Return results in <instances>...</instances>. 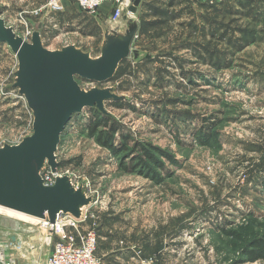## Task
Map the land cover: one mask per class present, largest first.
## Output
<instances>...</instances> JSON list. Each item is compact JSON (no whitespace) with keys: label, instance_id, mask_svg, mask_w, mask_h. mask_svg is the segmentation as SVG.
<instances>
[{"label":"rangeland","instance_id":"obj_1","mask_svg":"<svg viewBox=\"0 0 264 264\" xmlns=\"http://www.w3.org/2000/svg\"><path fill=\"white\" fill-rule=\"evenodd\" d=\"M140 1L131 17L138 30L113 77L77 79L85 91L115 94L105 101L106 114L131 136L129 153L116 157L88 135L96 106L73 116L55 153L57 170L90 198L81 227L96 230L100 258L111 251L131 264H264L246 262L242 253L264 235V0H182L171 7ZM47 2L0 0V16L20 36L42 31L49 20L46 48L74 45L93 58L101 55L106 25L121 27L109 20L114 2L88 14L64 0L86 22L81 27L77 20L53 26L60 11L35 13ZM18 70L16 54L0 41V149L33 134ZM142 147L162 165L125 169L131 153L136 164L143 158ZM33 223L0 210V243L13 234L29 238L22 231ZM34 236L43 239L40 249L15 252L18 264L48 254L46 230Z\"/></svg>","mask_w":264,"mask_h":264},{"label":"water","instance_id":"obj_2","mask_svg":"<svg viewBox=\"0 0 264 264\" xmlns=\"http://www.w3.org/2000/svg\"><path fill=\"white\" fill-rule=\"evenodd\" d=\"M140 2L134 0L129 11L136 13ZM1 11L0 7V14ZM120 21L126 25L124 31L106 25L101 55L93 58L74 45L48 49L39 31H34L28 41L0 16V41L7 43L18 58L16 85L34 115L33 134L19 144L0 149L1 206L55 222L61 213L79 218L80 207L89 205L90 198L82 188L72 187L70 177L61 176L53 185H46L40 171L46 162L53 171L57 170L55 153L75 114L87 106H96L106 113L105 101L116 98L107 88L85 91L77 79L107 81L128 57L138 22L127 13L122 14Z\"/></svg>","mask_w":264,"mask_h":264},{"label":"built area","instance_id":"obj_3","mask_svg":"<svg viewBox=\"0 0 264 264\" xmlns=\"http://www.w3.org/2000/svg\"><path fill=\"white\" fill-rule=\"evenodd\" d=\"M78 5L89 14H95L97 10L107 2H114V12L110 17V22L117 24L123 13L131 16L134 13L129 11L134 0H74ZM215 1V0H200ZM64 0H48L40 10L35 13L51 15L58 11H64ZM43 11V12H42ZM33 30H28L22 37L30 41ZM50 167V166H49ZM40 176L46 185H53L58 177L64 176L58 170L52 168L45 170V166L40 171ZM86 212V211H85ZM82 212L79 218L66 213H61L56 217L55 222L49 218L38 219L32 226L24 229L22 232L29 235L24 239L19 234H13L7 241L0 243V264H18L19 257L15 252L27 248V252H35L40 249L38 241L33 234L40 232L44 228L47 237H50V250L42 259L33 257L34 264H102V259L97 255L98 234L94 228L84 229L81 223L87 218V213ZM19 232L20 228H15ZM21 232V233H22ZM34 239V240H33ZM38 240V241H37ZM41 243V242H40Z\"/></svg>","mask_w":264,"mask_h":264},{"label":"trees","instance_id":"obj_4","mask_svg":"<svg viewBox=\"0 0 264 264\" xmlns=\"http://www.w3.org/2000/svg\"><path fill=\"white\" fill-rule=\"evenodd\" d=\"M162 5L166 7H171L177 1L182 0H158ZM153 7V6H149ZM111 105H116L121 107L124 105L123 102L114 101ZM123 103V104H122ZM91 116L87 121V131L90 137L96 139V141L103 147L109 149L114 156H123L129 153V143L131 136L124 132H121L120 127L117 123L113 122L106 113L101 112L97 108L92 110ZM117 134L119 135L117 137ZM143 158L139 160L138 164L135 162L133 157L134 153L127 156L128 166L122 165L128 171H137L142 168L141 171L147 172V167L145 161H150L155 163L156 166H161L162 164L157 160V158L151 154V152L146 147L141 148ZM126 158V156H124ZM139 159V158H138ZM144 159V160H143ZM125 163V160L123 161ZM138 167V168H136ZM243 256L246 262H256L264 260V235L256 237L250 241L249 245L242 250Z\"/></svg>","mask_w":264,"mask_h":264},{"label":"crops","instance_id":"obj_5","mask_svg":"<svg viewBox=\"0 0 264 264\" xmlns=\"http://www.w3.org/2000/svg\"><path fill=\"white\" fill-rule=\"evenodd\" d=\"M67 5H68V7H67ZM73 5H74L73 3L67 2L66 7H65L66 9L63 12L61 11V12H58L57 14H55V17L56 18L54 17L55 20L51 24L53 26H55V27H57L58 25L59 26L60 25H62V26H64V25H73V24H75L77 22H79L78 25L80 27H81V24L82 25L83 24H86L85 21L83 22V21H81V19H79V15L77 14L76 9L75 8H72ZM106 7H107V5L105 4L104 7H102V9L101 8L100 9L102 11L103 10H106ZM100 15H103V14H100ZM130 17H132V16H130ZM99 18H100L101 22L104 23V17L102 18V16H101ZM76 20H77V22H76ZM48 22H49V20L44 23L45 25L41 29L42 31H40L41 32V39L42 40H45L46 37H47ZM117 25H121V27H118L117 29H115L116 26H114V27L112 26V28H114L118 32L123 31V28L125 29V26H126L125 23H122V21H119L117 23ZM103 35H104V31H103ZM104 39L105 38L103 37V41H104ZM101 257H102L101 259H103L104 264H110V263H114V264H125V263L126 264H131L130 260L132 259V258H127V256H125L124 254L112 253L111 251L110 252H107V253H104L103 256H101Z\"/></svg>","mask_w":264,"mask_h":264},{"label":"bare ground","instance_id":"obj_6","mask_svg":"<svg viewBox=\"0 0 264 264\" xmlns=\"http://www.w3.org/2000/svg\"><path fill=\"white\" fill-rule=\"evenodd\" d=\"M84 207V206H81L80 209ZM0 210L2 211H5L7 212L9 215H13V216H17L21 219H24L26 221H32V222H36L39 218H37L36 216H33V215H30V214H27L25 212H22V211H19V210H16V209H13V208H9V207H5V206H1L0 205ZM50 240V237L48 236L47 237V241L49 242Z\"/></svg>","mask_w":264,"mask_h":264}]
</instances>
